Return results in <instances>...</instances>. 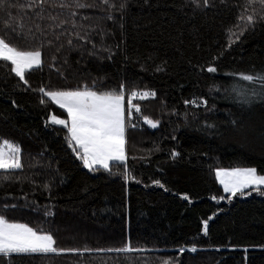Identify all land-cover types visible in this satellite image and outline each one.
<instances>
[{"label": "trees", "instance_id": "16d2710c", "mask_svg": "<svg viewBox=\"0 0 264 264\" xmlns=\"http://www.w3.org/2000/svg\"><path fill=\"white\" fill-rule=\"evenodd\" d=\"M262 15L249 0H0V37L42 53L27 83L0 62V140L20 146L23 165L0 170V215L78 250L0 264H264V195L229 196L215 175L264 174V89L239 79L264 74ZM121 85L126 103L156 94L127 114V181L123 164L83 166L67 129L49 122L67 113L39 91Z\"/></svg>", "mask_w": 264, "mask_h": 264}, {"label": "snow or ice", "instance_id": "6c2138e0", "mask_svg": "<svg viewBox=\"0 0 264 264\" xmlns=\"http://www.w3.org/2000/svg\"><path fill=\"white\" fill-rule=\"evenodd\" d=\"M45 0H39L43 4ZM108 3V0H104ZM259 3L264 8V0H249V3ZM36 3V0H33ZM208 4V0H204ZM63 6V5H62ZM78 7L85 5L78 4ZM240 19L248 25L253 24L254 16L241 14ZM264 19V15L261 16ZM242 34V33H241ZM71 43V41H69ZM0 62H7L11 65V72L21 81L27 83L25 79L26 71L42 64V53L39 49L23 50L7 42L0 37ZM207 71L214 73L215 67H208ZM239 79L259 83L264 89V74H239ZM50 101L58 105L60 109L67 113V118H58L52 114L49 122L63 126L67 129L66 140L69 148L76 154L77 159L81 160L83 166L90 171L96 166L106 171H111L110 164L116 162L124 166V179H134L129 175L127 167L126 153V120H125V92L124 86L120 90L109 92H97L84 86L82 89L68 91H45L39 89ZM155 92L132 91L127 96V114L131 119L132 111L140 113L139 105L133 104L136 99L144 100L154 98ZM44 101L42 100L41 103ZM186 103L196 104V101H186ZM144 122L152 128L158 127L159 122L153 121L148 117H143ZM173 157L178 153L173 152ZM21 148L8 140H0V170L21 169ZM216 178L223 186L224 193L236 196L237 193L244 194L245 189H253L264 195V174H258L255 168H235L231 170L220 169L216 171ZM160 187L164 185L155 181ZM251 194V193H248ZM188 199V196H183ZM213 199H216L213 197ZM224 199V197H220ZM11 207H15L12 205ZM211 219V217H209ZM208 221L203 222V230L207 234ZM56 241L49 233L30 227L25 223L9 222L4 215H0V255L9 256L10 254H37V253H56L65 251L76 252V249H58L55 247ZM195 252V248L188 249ZM85 251H90L85 249ZM105 251V250H100ZM107 251L130 252L133 249L129 245L117 249H107ZM181 252L185 249H181Z\"/></svg>", "mask_w": 264, "mask_h": 264}, {"label": "rangeland", "instance_id": "374dc122", "mask_svg": "<svg viewBox=\"0 0 264 264\" xmlns=\"http://www.w3.org/2000/svg\"><path fill=\"white\" fill-rule=\"evenodd\" d=\"M34 68H36V67H34ZM33 69V68H32ZM126 100H125V120H126V132H127V108H126ZM58 106V105H57ZM133 111H135V109H133ZM133 111H132V113H133ZM58 118H61V117H58ZM52 124V123H51ZM55 125V124H54ZM57 126H60V125H57ZM61 127H63V126H61ZM152 128V127H151ZM126 132H125V135H126ZM112 163H114V162H112ZM111 163V164H112ZM110 164V165H111ZM95 168H100L99 166H96ZM88 169V168H87ZM220 170V169H219ZM225 170H231V169H225ZM215 175H216V172H215ZM217 179V178H216ZM218 181V180H217ZM219 183V182H218ZM219 185L223 188V186L219 183ZM262 189L264 190V186H262ZM245 190H247V189H245ZM255 191V190H254ZM226 194H229V196H231V194L230 193H226ZM239 193H237V195H238Z\"/></svg>", "mask_w": 264, "mask_h": 264}]
</instances>
